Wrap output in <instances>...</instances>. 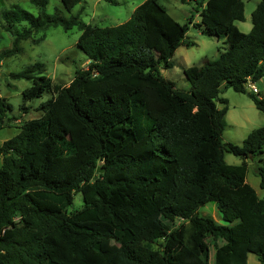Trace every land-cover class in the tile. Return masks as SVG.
I'll return each mask as SVG.
<instances>
[{
  "label": "trees",
  "instance_id": "obj_1",
  "mask_svg": "<svg viewBox=\"0 0 264 264\" xmlns=\"http://www.w3.org/2000/svg\"><path fill=\"white\" fill-rule=\"evenodd\" d=\"M30 1L37 13L16 3L2 10L12 41L0 58L44 37L35 31L79 24L76 45L88 64L67 84L52 81L39 60L11 73L31 81L25 99L51 95L0 144V264H246L248 252L264 264V197L246 179L255 156L264 188V125L241 143L223 140L227 99L219 94L223 86L247 92L264 111V95L247 89L264 75V0L247 32L232 26L244 19L243 0H196L219 26L179 22L161 0H143L106 26ZM61 1L71 8L81 0ZM189 23L225 36L226 46L183 67L185 89L161 68L193 43ZM10 109L0 96V127ZM225 152L241 161L226 162ZM77 191L82 205L71 209ZM209 201L224 222L199 213ZM169 215L179 221L171 225Z\"/></svg>",
  "mask_w": 264,
  "mask_h": 264
},
{
  "label": "rangeland",
  "instance_id": "obj_2",
  "mask_svg": "<svg viewBox=\"0 0 264 264\" xmlns=\"http://www.w3.org/2000/svg\"><path fill=\"white\" fill-rule=\"evenodd\" d=\"M143 0H117L112 3L109 0H81L71 8L66 7L61 0H47L44 9L47 12H56L64 16L77 14L83 22H89L99 26L114 25L125 21L133 9ZM244 1V19L234 20L233 28L247 32L251 27V12L259 0ZM168 12L179 22H188L192 16L193 21L200 22L202 26L217 23L215 17L209 13L205 4L197 5L196 0H161ZM20 6L37 13L39 7L30 0H0V51L9 47L12 41V34L3 27L1 12L4 8L12 4ZM197 7V8H196ZM81 32L79 24L65 29L62 25H50L45 29L34 32L35 37H44L33 42L31 39L21 40L22 49L9 56L0 58V96L5 97L11 105L7 111L6 124L0 127V144L4 139L13 136L19 130V124L24 119L36 117L40 110L38 104L48 98L51 92L45 89L41 95L30 99L22 96V89L31 84L29 79L24 77H14L11 75L23 69L26 65L39 60L43 62L44 73L51 76L52 81L67 84L74 76L76 67H86L88 59L85 54L77 47L76 41ZM185 37L192 40L190 45L180 44L171 56L170 65L161 68L162 73L173 80L178 88H188L189 80L183 72V67L199 63L204 57L215 58L220 50L226 46V37H218L202 31L199 27L189 23ZM255 84L259 95H264V75L256 81H248L247 89L250 84ZM220 96L227 99V110L225 112V127L222 132L223 140L241 143L248 132L258 126L264 125V111L257 108L247 92L237 91L231 86H223ZM219 106L224 103L218 102ZM25 106V107H24ZM264 156V153H263ZM225 161L228 163H239L240 156L231 152L224 153ZM2 154L0 153V165ZM257 158L247 157V181L256 189L259 197H264V188L259 185V176L256 172ZM82 205L81 193H75L71 209ZM202 215H209L218 222H224L217 210L215 203L209 201L198 208ZM169 223L176 224L179 219H171ZM173 221V222H172ZM264 233V228L262 229ZM214 260V249L211 248L210 262ZM246 264H262L255 253L248 252Z\"/></svg>",
  "mask_w": 264,
  "mask_h": 264
},
{
  "label": "built area",
  "instance_id": "obj_3",
  "mask_svg": "<svg viewBox=\"0 0 264 264\" xmlns=\"http://www.w3.org/2000/svg\"><path fill=\"white\" fill-rule=\"evenodd\" d=\"M248 81H251V80L249 79ZM250 89H251L253 92L258 93V88L256 87L255 84H253V83L250 84Z\"/></svg>",
  "mask_w": 264,
  "mask_h": 264
},
{
  "label": "water",
  "instance_id": "obj_4",
  "mask_svg": "<svg viewBox=\"0 0 264 264\" xmlns=\"http://www.w3.org/2000/svg\"><path fill=\"white\" fill-rule=\"evenodd\" d=\"M96 170L100 172V171H102V170H103V168H102V167H100V166H98Z\"/></svg>",
  "mask_w": 264,
  "mask_h": 264
}]
</instances>
